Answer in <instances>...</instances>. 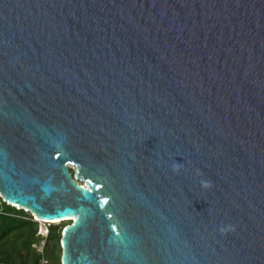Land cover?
Returning <instances> with one entry per match:
<instances>
[{
  "label": "water",
  "instance_id": "95a60500",
  "mask_svg": "<svg viewBox=\"0 0 264 264\" xmlns=\"http://www.w3.org/2000/svg\"><path fill=\"white\" fill-rule=\"evenodd\" d=\"M0 198L61 264H264V0H0Z\"/></svg>",
  "mask_w": 264,
  "mask_h": 264
},
{
  "label": "trees",
  "instance_id": "16d2710c",
  "mask_svg": "<svg viewBox=\"0 0 264 264\" xmlns=\"http://www.w3.org/2000/svg\"><path fill=\"white\" fill-rule=\"evenodd\" d=\"M69 171L74 174L73 170ZM37 226L38 222L30 213L7 205L0 199V263L40 264L41 255L34 248L39 242L36 237ZM65 226L49 224L43 254L48 264H61L60 239Z\"/></svg>",
  "mask_w": 264,
  "mask_h": 264
},
{
  "label": "built area",
  "instance_id": "2783aa9c",
  "mask_svg": "<svg viewBox=\"0 0 264 264\" xmlns=\"http://www.w3.org/2000/svg\"><path fill=\"white\" fill-rule=\"evenodd\" d=\"M32 217L35 221L43 224V226L37 227L36 237L38 238L39 242L34 245V248L36 249V252L41 255L40 264H48L47 259L43 257L45 246H46V240L49 234V228L47 227L46 224H44L47 222H42V221L36 220L34 216Z\"/></svg>",
  "mask_w": 264,
  "mask_h": 264
},
{
  "label": "rangeland",
  "instance_id": "374dc122",
  "mask_svg": "<svg viewBox=\"0 0 264 264\" xmlns=\"http://www.w3.org/2000/svg\"><path fill=\"white\" fill-rule=\"evenodd\" d=\"M71 170H73V172H74V169H71ZM1 199V198H0ZM17 209V208H16ZM33 218V217H32ZM71 222V221H70ZM69 223V221H63V222H58V223H44V224H46L47 225V227L49 228V224H55V225H67ZM70 224V223H69ZM38 226H43V224L42 223H40V222H38ZM37 226V227H38Z\"/></svg>",
  "mask_w": 264,
  "mask_h": 264
},
{
  "label": "clouds",
  "instance_id": "9594fccd",
  "mask_svg": "<svg viewBox=\"0 0 264 264\" xmlns=\"http://www.w3.org/2000/svg\"><path fill=\"white\" fill-rule=\"evenodd\" d=\"M205 186H210L209 182H205Z\"/></svg>",
  "mask_w": 264,
  "mask_h": 264
},
{
  "label": "bare ground",
  "instance_id": "6f19581e",
  "mask_svg": "<svg viewBox=\"0 0 264 264\" xmlns=\"http://www.w3.org/2000/svg\"><path fill=\"white\" fill-rule=\"evenodd\" d=\"M34 218L36 219V220H40L38 217H36V216H34ZM43 222H44V220H42Z\"/></svg>",
  "mask_w": 264,
  "mask_h": 264
}]
</instances>
